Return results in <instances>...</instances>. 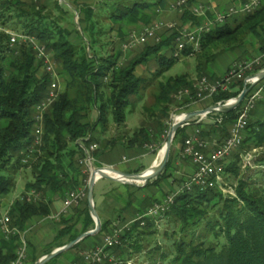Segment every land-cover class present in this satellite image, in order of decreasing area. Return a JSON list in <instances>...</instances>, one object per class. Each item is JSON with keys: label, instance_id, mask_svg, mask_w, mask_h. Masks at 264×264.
<instances>
[{"label": "trees", "instance_id": "16d2710c", "mask_svg": "<svg viewBox=\"0 0 264 264\" xmlns=\"http://www.w3.org/2000/svg\"><path fill=\"white\" fill-rule=\"evenodd\" d=\"M190 1L192 3L195 0ZM166 4L167 0H157L156 3L137 0L130 5L116 8L112 16L116 22L147 24L152 20L148 10L155 6L164 7ZM43 8L25 0H0V196L9 194L14 188L15 180L12 176L16 169L29 165L23 163V158L26 147L32 142L34 107L45 97L47 87L52 81L48 72L41 71L43 63L38 61L28 45L21 44L17 48L10 46V35L5 29H9L11 22L18 21L17 24H20L25 33L46 44L60 62V73L66 79V89L46 114L44 144L41 152L36 153L37 160L30 162L38 175L36 182L27 186L29 189L61 192L76 190L79 184L77 176L88 178V174L82 172V166L79 164V159L86 156V150L93 143L99 144L92 152V156H96L117 142L116 138L105 142L100 140L95 135L96 129L99 126L104 129L110 115L117 125L125 123L131 97L145 90L150 84L148 79L135 74L136 67L155 56L160 65L156 75L160 76L179 60L161 53L166 47H173V36L154 45L148 44L127 63L121 60L122 50L106 56L96 53L91 56L86 50L79 52L69 39V32L63 29L59 31L61 28L45 24ZM80 10L85 14V20L92 19L94 13L92 7L80 6ZM184 19H192L194 24L201 22L200 18L193 16L189 11L184 15ZM229 22L230 20L203 35L197 66L201 78L205 73V66L215 56L214 49L221 46L226 49L240 47L245 44L249 35L259 37V29L264 28V4L253 13L244 15L238 23L233 25ZM57 29L58 37L54 31ZM260 40L263 52L264 37H260ZM90 47L92 50L93 45ZM194 85L188 74L172 76L160 82L154 92V106L146 107L147 113L156 121L155 126L153 125V128L142 126L135 130L127 139L128 145L165 141L162 136L166 135L169 128L166 120L170 117L169 112L176 100L175 94L181 88H191L196 98L195 100L185 98L183 104L196 101L198 96ZM243 88L244 79H236L227 90L220 89L214 93L213 101L215 104L227 101L238 96ZM239 108L227 113H210L209 117L214 120L222 117V121L209 126L199 122L197 126L202 135L211 137L214 135L220 143L223 142L230 135ZM94 110L98 112L96 120L92 118ZM187 136L186 128H179L174 143L176 140H186ZM81 143L84 144L83 147ZM242 148L248 151L264 149V120L249 121L239 149ZM237 152L239 153V150ZM238 153L232 156L231 161H228L231 159L228 158L224 163V175H230L237 181L234 195L222 191V184L225 182L223 176V181L214 187H202L200 184H193L190 189L187 186L183 187L171 208L162 213L161 218H168L172 224L181 225L182 235L173 243V251L168 255L170 256L168 264H264V169L262 172H256L257 176L260 174L256 179L252 175L241 176L240 159L238 157L234 160ZM256 161L264 165V152ZM173 171V159L170 155L166 170L151 183L159 185L169 180L173 177ZM190 179L182 178L180 183L189 182ZM174 182L178 180H172L173 184ZM87 200L88 195L83 200L86 205L87 224L82 232H79L74 230L76 223L69 224L70 220H63L62 223L65 222L67 225L62 226L57 232L56 240L64 237L68 239L67 242L60 244L61 246L88 231L90 225H94ZM146 202L145 199H137L134 193L130 194L127 207L129 210H135L136 219L130 228L123 231L122 243L109 249L112 250L113 256L126 260L131 257L133 251L143 252L144 242L152 244L158 224L150 216L145 217V223L142 224L140 217L148 212V203L151 201ZM8 212L11 216V226H17L20 231L24 230L27 221L34 216L45 217L51 213L49 204L43 200L30 202L21 199L17 200ZM108 226L109 222L103 223L96 237L111 232L112 229ZM10 236L9 239L4 237L0 239V264H10L16 258L20 237L18 232ZM90 237L74 245L72 250L80 247ZM154 249H159V246ZM154 253V250L148 252L150 257L154 256ZM61 255L62 253L57 257ZM160 255L161 263H164L167 254ZM82 258L85 257L78 254L75 261L81 262ZM38 259L32 255L28 262L36 264ZM55 259L56 257L46 264H53ZM118 262L107 261L104 264H119Z\"/></svg>", "mask_w": 264, "mask_h": 264}, {"label": "rangeland", "instance_id": "374dc122", "mask_svg": "<svg viewBox=\"0 0 264 264\" xmlns=\"http://www.w3.org/2000/svg\"><path fill=\"white\" fill-rule=\"evenodd\" d=\"M25 1L34 2L36 5H40L42 8L45 7V8H43L44 10L42 9L43 10V12H42L43 17L46 20L45 24H50L51 26L61 28V29H59V31L63 29V30H65V32H69L70 33L69 39L76 45L79 52L86 50V53H88V54L90 53L91 56L95 55V53L100 55V56H106V55L112 54L114 51L122 50L123 56H122L121 60L123 61V63H127L129 60H131V58H134L136 55H138V53H140L144 49L145 46L148 45V44H145V45L142 44L139 46L137 45L136 47H133V48L125 49L124 44L128 42V37L134 30L140 31L144 26L151 25L154 21L157 22L159 20H162L163 18H164V21H166V20L176 21L175 19L177 18V17L174 18V16H171L169 19H166L165 18L166 14L163 13V10L165 8H159V6H156L154 9L150 10V12L153 13L152 14V20L150 23L146 24L144 22H139L135 25H132L134 23H128L126 21L116 22L114 17L112 16L114 14L115 9L118 7L122 8L125 5H130L137 0H25ZM263 2H264V0H262L261 4H263ZM80 6L92 7L94 13H93L91 20H88V21L85 20V14L80 10ZM79 10L81 12H79ZM241 14L242 13L235 14V15L229 17L228 20L232 21L231 18H233L234 16H237V15H238V17H241ZM243 15H246V14H243ZM17 22L18 21H16V20L14 22H11L9 24V26H10L9 29L10 30L12 29V30H15V31L21 32V33L24 32L23 28L20 26V24H17ZM180 23L186 24L187 22L184 21V22H180ZM54 31L56 32L55 36L58 37V33H59L58 29L54 30ZM57 31H58V33H57ZM262 35H263V32H262ZM171 36L175 37L176 36L175 32H173V33L171 32ZM164 39H166V38H163V36H162V40H164ZM91 41H92V45H93L92 50L90 47V46H92V45H90ZM255 42H256V44H257V42H259L258 37L254 36V35H249L247 37V40L245 41V44L241 47H230V48L226 49V48L221 46L217 49H214L213 52L215 53V57H214V61H212L211 64H215V63L217 64L222 60H223L222 63L226 64L229 61V59L233 56V53H235V52L236 53L240 52L238 55V58L235 59L236 61L234 60L236 62V63L234 62L235 64H237L239 61H243L244 59L249 58V57H251V52H250L251 48L252 49L256 48V46L255 45H248V44H254ZM41 43L46 45L43 42H41ZM244 47H245V50H243ZM13 48H17V47L14 46ZM50 53H52V52L50 51ZM52 56H53V58H55L53 53H52ZM152 57H151V60L149 62H147L146 64H143V66L137 70L138 71L137 73H139V75H142L144 78H147L148 80H150L152 78L154 71L158 67V61H156V59H153ZM227 57H228V59H226ZM178 58L179 57H177V59ZM54 60H55V64L57 65V68H56L57 74L56 75L61 76L62 75L60 73L61 64L56 58ZM198 63H199V58L196 55L188 56V58L184 57V58L180 59L169 71H167L163 77L162 76L161 77H162V79H166L170 76L188 73L193 78L197 77V79H198L199 78L198 68H197ZM239 63H241V62H239ZM225 64H223V65L218 64L216 70L224 72V70H225L224 65ZM41 68H42L41 69L42 72H47L46 70L43 69V67H41ZM232 68L228 71V73L232 70ZM209 69L211 70L212 68H209ZM260 69L263 70L264 65L261 66ZM260 71H258V72H260ZM57 76H55V78L58 80ZM154 78H152V80H151L152 82L148 85V87L145 90H143L139 94L133 95L131 97V105L127 109L126 123H123L121 125H117L116 123H114V120L110 115L109 122H108L107 126L104 127V129L102 131V133H104L105 137H107L108 139H111V138L113 139V137L118 138V139L128 137V136L133 134V131L137 127H139V124L141 126H143V125L144 126H150V127H152L153 125L155 126L156 121L151 119V117L149 115L150 113H147L146 109H145L146 107L154 106V92L156 91V86H157L158 82L161 80V78H158L157 76H155ZM64 82H66L65 77H64V80L62 78V82H61V88L60 89H62V91H64L63 90V88H64L63 83ZM244 83H245V81H244ZM247 83H248V85L252 84L250 82H247ZM255 86H256V84H255ZM60 92L61 91H59V93ZM263 98H264V96H263ZM176 103L177 102L175 100V102L173 104L176 105ZM258 103H257V105H258ZM256 106H255V108H256ZM172 107H173V105H172ZM255 108L250 113V117H249L250 122L251 121L253 122V120H254L253 119V111L255 110ZM169 113H170V117L166 120L167 124L169 125V128H168L166 136H165L166 139L168 137L169 130H170V128H171V126L175 120V116L180 115L182 112H178V111L175 112L171 108V112H169ZM92 117L94 120H96L98 118V112L96 110L93 111ZM190 133H192V131H190L189 134ZM245 133H246V130H245ZM31 136H32V140H33L34 136L32 134H31ZM263 152H264V149H262V148H258L255 150L253 149V150H249V151H248V149L242 148V149H239V153L236 151V153H238V155L236 156V158L234 160H237L238 157L240 159L239 164L242 166L241 176H243L245 174V175H252V176H254L255 179L257 177H259L260 174H258V176H257L256 172H259V171L262 172V170L264 169V165L259 164L256 161V159ZM234 154L231 155V157H230L231 159H229L228 161L232 160V158H233L232 156H234ZM150 160H151L150 157L149 158H133L132 160L127 161L128 163L121 164V167L124 169L128 168L129 170H131V168L134 167L138 163L148 165ZM186 163L189 164L188 162H186ZM187 164H184V165L181 164L179 166V171L184 166H187ZM94 167H96V166H95L94 159H93L92 160V170ZM189 167L190 166H188V168H187L188 171H189ZM92 170L89 171L90 173H86V174H88V178L85 181V183H87V185H85V187L83 186V188L86 190L87 195H88V191H87L88 187L87 186L89 185V180H90ZM37 175L38 174L35 171L34 165L30 164V163H29V165H24V166L18 167V169H16L15 173H13V176H12L15 180L14 188L12 189V191L9 194L4 195V196H0V220L9 211L14 200L21 197V195H24V194L27 195L32 190H37L35 188L29 189L27 187L29 184L36 182ZM190 175L191 174L188 173V175H186V177H184V178L186 180H188V179H190ZM227 176L228 175H224L225 182L222 184V191L225 194L234 195V190H235L234 186L237 184V181L234 177H232L230 175L228 177ZM176 179L178 180V182H174V184L170 183V181H168V180L161 182L159 189H156V191H155L156 194L152 196L153 199L150 202L151 204L148 203L149 204L148 205L149 211L151 208H154L157 204L167 203L166 200H167V198H169V196H174L176 198L177 194H179V190L186 186V183H184V182L180 183V181H182L181 177L177 176ZM38 192H40V194H42V196H43V193H44L43 190L42 191L39 190ZM38 200H39V198H38ZM172 204H173V202L169 205L168 208H171ZM167 210L168 209H166L165 211H158V213H155V214L150 216L158 224V227H157L158 230H157V233L153 239L152 244L149 245L146 242H144L145 248H144L143 252L138 253L136 251H133L131 254V257L126 258V260L119 259L114 254L115 255L114 260L111 259V257H110V258H107L106 260L102 261L100 264H104L107 261H109V262L114 261L115 263L119 261L118 262L119 264H162L163 262L161 263L162 259H161V255H160L162 253L167 254V259L163 264H166V263L168 264V261L170 260L169 259L170 256H168V255H171V253L173 251V243L175 242V240L179 239L180 235H182V234L180 232V226L181 225H179L178 223L172 224V222L168 218H164V217L161 218L163 215L162 213L167 212ZM147 214L148 213L143 215L144 218L142 219V222H144V223H145V221H144L145 217H149V215H150V214L149 215H147ZM127 228H130L129 224L125 225V227L122 230L120 229V227L115 226L111 232L106 233L103 236V239L106 235H114L115 233H118L120 243L116 244L115 246L120 245L122 243V240H121L122 233ZM0 231L2 232L1 229H0ZM102 242H103V240H102ZM102 246H104L103 243L99 244L97 247H102ZM157 246H159V249H154ZM97 247H95V248H97ZM95 248H92V249H95ZM150 250L155 251L154 256H152V257H150V255L148 254V252ZM107 251L110 254L112 253V250L107 249ZM69 254L70 253H68V254L65 253L64 255L62 254L61 258L59 257V259H57V261L60 262V261L64 260L66 257L70 256Z\"/></svg>", "mask_w": 264, "mask_h": 264}, {"label": "built area", "instance_id": "2783aa9c", "mask_svg": "<svg viewBox=\"0 0 264 264\" xmlns=\"http://www.w3.org/2000/svg\"><path fill=\"white\" fill-rule=\"evenodd\" d=\"M262 0H246L244 3L228 8L227 10H213V6L207 2L202 1L195 4H191L190 0H174L172 7L182 10H189L195 17L202 18L200 24L180 23L178 21H154L151 25L144 26L140 31L134 30L128 37V42L124 44L125 49L136 47L137 45L156 44L162 40L160 30L165 28L168 32H175L174 37V57H182L180 55L181 47H192V53L197 51V48L202 43V37L204 34H208L212 30L220 26V21H227L229 17L235 14V11H248L250 13L253 8H256ZM212 13V14H211ZM10 35V46L13 48L21 44H26L32 49L34 55L43 63L42 67L46 70L53 79L57 76V65L55 60H52L51 53H48V47H45L35 36L24 32H17L15 30L5 29ZM264 65V51L250 61L237 63L233 66L232 70L226 74L220 80H210L208 77L202 83H195L194 87L197 89L198 99L203 98L205 95L212 96L218 90H227L229 85L238 79H244V81L254 83L257 81L256 74L260 71L261 66ZM259 68V69H258ZM59 85L57 81L52 80L48 87L45 97L38 102L34 107L33 118H35L34 127V139L32 143L25 149V156L23 163L29 164L35 153L39 152L43 146L44 141V127L45 121H43V114H47L53 103L59 99ZM243 103L238 110V116L236 122L233 124L230 130V135L223 142L217 146L209 147L203 140H201L198 134L191 135L185 140L183 153L185 156H190L193 164L197 168L189 182H186V186L190 189L193 184L202 187H214L223 181L224 176V163L231 157L242 145L245 137V130L249 123V117L251 111L255 108L257 103L264 96V80L258 82L251 91L247 94ZM175 99L177 102L183 104L185 98L195 100V95L191 88H181L176 94ZM196 100V101H197ZM230 100V99H229ZM228 101V100H227ZM226 102V101H224ZM185 105V104H183ZM182 107V106H181ZM182 114V113H181ZM200 116V120L209 117ZM176 117V116H175ZM221 122L222 117H218L213 122ZM199 133V130H198ZM98 148L97 143H93L86 151V156L79 159V164L82 166V170L86 173H90L92 170V152ZM87 197L86 190L80 188L70 191L64 200L65 210L79 205ZM21 200L37 201L39 198V192L32 190L27 195L20 197ZM174 196H169L165 204H157L154 208L148 210L147 215L151 216L158 211H162L164 205H170L174 203ZM144 218V216L140 217ZM144 224V222H142ZM0 228L5 234L6 238H9L11 234L16 233L18 230L16 227L11 226V216L7 212L0 220ZM102 247L85 251L83 257L87 264H100L107 258L115 259L112 254L108 253L107 249L114 247L120 243L118 233L114 235H106L103 239ZM28 244L26 240L21 239L19 247L16 252V258L10 264H25L27 259Z\"/></svg>", "mask_w": 264, "mask_h": 264}, {"label": "crops", "instance_id": "0c3cea01", "mask_svg": "<svg viewBox=\"0 0 264 264\" xmlns=\"http://www.w3.org/2000/svg\"><path fill=\"white\" fill-rule=\"evenodd\" d=\"M144 1L150 2V3H156L157 2V0H144ZM173 1L174 0H167V4L164 7H159V8H165L163 10V13L166 14L165 18L169 19L171 16H174V18L177 17L175 20L178 22H184L185 21L187 23L194 24L193 23L194 21L192 19H189V20L184 19V15L189 10L180 11L179 9L172 7L171 5H172ZM202 1L209 2L213 6L212 12H214V10L222 11V10H227L228 8L233 7V6H238L242 3H244L246 0H195L191 4H195L198 2H202ZM263 4H264V2H263ZM153 9H154V7H153ZM148 12L151 13L150 10H148ZM152 14L153 13H151V16H152ZM243 16H244L243 14H241V17H238V15H237V16L231 18L232 21L230 20L229 23L234 25V24L238 23L239 20ZM162 20H164V18ZM200 20H201V22L203 21L202 18H200ZM236 20H238V21H236ZM166 21H169V20H166ZM135 24H137V23H134L132 25H135ZM259 32H260L259 37H258L259 42H257V44H256V42L254 44H248V45H255L256 46V48H253V49L251 48V51H250L251 57L246 58L243 61H239V62L249 61V60L255 58L256 56H258L260 53H262L261 47H260V41H261L260 37H262V36L264 37V28L263 29L260 28ZM262 32H263V35H262ZM159 34H161L163 36V38L171 37V32H168L165 28L161 29ZM151 44L154 45L153 43H150V45ZM172 48L174 49V44H173V47H166V49H164L161 53H164L165 56H168V57H174L172 55L173 54ZM243 50H245V47L243 48ZM239 53L240 52L233 53V56L229 59L228 62L226 61L227 62L226 64L222 63L223 60L217 64L216 63L211 64L212 61H214V58H213L208 63V65L205 66L206 67L205 73L203 75L208 77L209 79H211V78L214 80L222 79L228 73V71L235 65V63H236L235 59L238 58ZM199 54L200 53L197 52L194 54L184 55L182 57L180 56L178 59L180 60L184 57L188 58V56H194V55H196L199 58ZM228 57L226 59H228ZM152 58L156 59V61H158L157 57L153 56ZM174 58L177 59V57H174ZM150 60H151V57L149 58V60L147 62H149ZM147 62H144V63H142L136 67L135 74L137 76L139 75V73H137L138 72L137 70L139 68H141L143 66V64H146ZM218 64H222V65L225 64L224 65V67H225L224 72L216 70ZM197 66H198V64H197ZM159 67H160V65L158 62V67L154 71L152 78L157 76L156 73H157V70L159 69ZM209 68H212V69L210 70ZM169 70H167V71H169ZM167 71H165L162 75L157 76L158 78H161V80L158 82V84L160 82L166 81L168 78L172 77V76H170L166 79H162V77L164 76V74ZM183 74H188V73H183ZM179 75H182V74H179ZM188 75L190 76V74H188ZM203 75H202V77H203ZM175 76H178V75H175ZM57 77H58V80L56 78H54V79L52 78V80L57 81V83L59 85V91H61L59 94H61L63 92L62 89H60L61 88V82H62V78L64 80V77L62 75L61 76L59 75ZM139 77H143V76L139 75ZM190 77L193 79L194 83H197L199 81V79L201 78L200 76L198 79H197V77L196 78H193L192 76H190ZM152 78L150 80H148V81H150V83L152 82L151 81ZM145 79H147V78H145ZM63 84H64V88H65V82ZM64 88H63V90H64ZM212 96L205 95L203 98H201L197 101H193L189 104H185V105H183L181 103H178L176 105L173 104L172 109L175 112H177V111L178 112H186V111H193V110H201V109L207 108V107L215 104ZM59 97H60V95H59ZM92 114H93V112H92ZM151 119L154 120V117H151ZM253 119H254L253 121L264 120V98H262L259 101L255 110L253 111ZM213 120L214 119H212L211 117L200 120V116H199V117H196L192 120L187 121L188 124H185L180 128H186V132L188 134L186 139L191 135L198 134V136L201 140H203L207 145H209V147L213 148L214 146H217L220 143L218 141L217 137L214 135L212 137L202 135V132L200 131L199 127L197 126V124L199 122H202L203 124L209 126V124L214 123ZM140 127H142V126L139 124V127H137L135 130H137ZM147 127L151 128L150 126H147ZM152 128H153V126H152ZM198 130H199V133H198ZM102 131H103V128L101 126H99L95 131V135L100 140H102L104 142L108 141V140H112V138L108 139L107 137H105L104 133H102ZM190 131H192V133L189 134ZM165 136L166 135L162 136L163 139L165 138ZM128 137L119 138V139L116 138L117 142L115 144L108 146L103 152L99 153L96 156H93L95 166L113 167V168H116V169L124 171V172L137 173V172L146 171L157 163V161L159 160V152L163 149L166 138H165V141H163L162 143L155 141V143H152V144L130 146L127 143ZM113 138H115V137H113ZM81 144H82L81 146L83 147L84 144L83 143H81ZM184 145H185V140H176L175 143L173 141V147L171 150V158L173 159L174 171H173V177L168 180V181H170V183H172V180L176 179L177 176L181 177V179H182V178L186 177V175H188V173L191 174L190 175V178H191L197 169L195 167V165L193 164L190 156L184 155V153H183ZM86 153H87V151H86ZM149 157L151 158V160L148 163V165L138 163L134 167H132L131 170H129L128 168L124 169L121 167V164L128 163L127 161L132 160L133 158H149ZM186 162H188L189 164H187ZM181 164H183V165L187 164V166H184L179 171V166ZM188 166H190L189 171L187 170ZM82 172L86 173L83 170H82ZM155 179L150 180L148 183L139 182L137 185H133V184L128 185L127 183H121V182L113 181V180H110L107 178H99L96 182V185H95L96 187H95L94 195H95V200H96L95 206H96L98 213L100 214L99 216L101 218L102 225H103V223L109 222V226L111 227V229H113L115 226H118V227H120L121 230L125 227V225H128V224L131 225L132 224L131 222L135 221V219H134L135 210H131V209L129 210V208L127 207V203L130 199V194L134 193V195L137 197V199H139V200L145 199V200H147L146 203H148V201H151L153 199L152 196L156 194V192H155L156 189H159V186L161 185V184H159V185L152 184L151 182H153ZM77 180L79 182L77 189L83 188V186L85 187V185L87 184V183H85L86 179H83L82 175L77 176ZM69 192L70 191L61 192V191H54V190H45L43 193V196L39 192V200L45 201L50 206V211H51L50 215H47L45 217L44 216H34L33 218H31L30 220L27 221L24 230H21V231L16 226V228L18 230L17 232H18L19 237H20L18 247H19V244L21 242V239L26 240V242L28 244L27 259H26L25 264H29L28 261H29L30 256L34 255L37 258H41L42 256L48 254V252L51 249H52L51 251H53L54 249L60 247V244L67 242L68 237H64L63 239L56 240L57 232L60 231V228L62 226L67 225V223H65V222L62 223L63 220L64 221L70 220L69 224L76 223V227L74 230H77L79 232H82L83 227L87 224L86 215H85L86 205H85L84 201H82L79 205L73 206V207L65 210L64 200L67 197ZM24 195H21V196H24ZM20 199L21 198L19 197L18 199L14 200L13 204L17 200H20ZM93 220H94V218H93ZM95 225H96V223L94 220V225H90L88 230L93 229L95 227ZM17 232L14 234H17ZM14 234H11V235H14ZM3 237L6 238L5 234L0 231V239ZM9 238H6V239H9ZM102 240H103V236H101V237H96V235L91 236L85 242H83V244L80 247H78L76 249L74 248L73 250L71 249L68 252L66 251V252L62 253L63 255L65 253H67V254L70 253L69 257H66L64 260H62L60 262H58L57 259H59V257L61 258L62 255L59 257H56L53 264H87V262H85L83 258H82L83 260L81 262L75 261V257L78 254L83 255V253L85 251L92 250V248H95L99 244H102ZM18 247H17V249H18ZM16 252H17V250H16Z\"/></svg>", "mask_w": 264, "mask_h": 264}, {"label": "water", "instance_id": "95a60500", "mask_svg": "<svg viewBox=\"0 0 264 264\" xmlns=\"http://www.w3.org/2000/svg\"><path fill=\"white\" fill-rule=\"evenodd\" d=\"M257 81L248 85L247 81L244 83V88L240 92V94L236 97L231 98L230 100L226 102H219L217 104H213L212 106H209L207 108L201 109V110H193V111H186L182 112L184 115V118L182 120H174L169 133L168 137L166 139V142L163 146V155L158 163L153 165L150 169L147 171L137 172V173H131V172H124L121 170H118L113 167H106V166H96L93 168L89 185L88 187V206L90 213L92 217L95 220V227L91 230H88L86 232H83L82 234L78 235L75 239L72 241L66 243L65 245L58 247L51 251L50 253L42 256L36 261V264H46L53 258L57 257L61 253L65 251L71 250L74 245H77V243L81 242L83 239L89 236H95L100 233L102 229V221L100 218V214L98 213L96 206H95V185L99 178H107L113 181L121 182V183H127L137 185L139 182L148 183L150 180L157 179L165 170L167 167V164L170 159L171 150L173 146V141L175 138V134L177 130L182 127L185 124H188L187 121L192 120L199 116H206L208 113H227L232 110H235L239 108V106L244 101L245 97L251 91V89L257 84L258 82L264 80V69L261 70L256 74ZM180 114V115H182Z\"/></svg>", "mask_w": 264, "mask_h": 264}, {"label": "bare ground", "instance_id": "6f19581e", "mask_svg": "<svg viewBox=\"0 0 264 264\" xmlns=\"http://www.w3.org/2000/svg\"><path fill=\"white\" fill-rule=\"evenodd\" d=\"M261 4H259L256 8H253V11H251L250 13H253L255 10H257L259 7H260ZM238 13H242V14H249L248 11H235V14H238ZM234 14V15H235ZM226 21H220V26L223 25ZM33 36V35H32ZM45 47H47L45 45ZM200 48H201V45L197 48V51L196 52H193L192 53V47H181L180 48V55H185V53H189V54H194V53H197L198 51H200ZM48 53H50L49 49H48ZM51 57H52V60L54 59L53 56H52V53H51ZM206 79V76H203L202 78L199 79V81L197 83H202L204 80ZM57 101V100H56ZM55 104V103H53ZM43 121H45V118H46V114H43ZM184 118V115H178L175 117V120L179 121V120H182ZM34 127H35V118H33V126H32V135L34 136ZM32 143V142H31ZM43 144H44V141H43ZM41 152V150L39 151ZM163 155V150H161L159 152V160L157 161V163L160 161L161 157ZM36 158V153H35V156L32 157L31 161L34 160ZM147 171V170H146ZM191 188V187H190ZM169 205H164L162 207V211H165L166 209H169L168 208Z\"/></svg>", "mask_w": 264, "mask_h": 264}]
</instances>
